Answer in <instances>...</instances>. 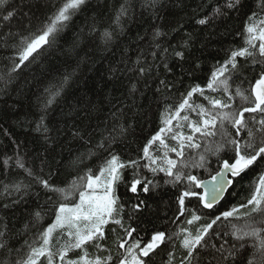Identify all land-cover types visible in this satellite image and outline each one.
<instances>
[{
	"label": "trees",
	"instance_id": "16d2710c",
	"mask_svg": "<svg viewBox=\"0 0 264 264\" xmlns=\"http://www.w3.org/2000/svg\"><path fill=\"white\" fill-rule=\"evenodd\" d=\"M69 2L7 0L0 6V243L5 245L0 248V264H24L31 248L43 246V232L55 223L59 204H77L88 177H98L113 155L126 165L119 169L113 193L120 208L113 219H121L123 227L110 220L104 226L105 238L95 242L99 248L84 245L88 259L111 256L109 264H119L126 255L119 243L127 238L124 229L131 227L136 232L129 245L133 240L148 241L156 231L166 233L152 264H188L183 238L236 208L233 217L213 226L210 239L206 237L208 246L198 250L192 264L254 260L264 231L261 237H237L253 227L264 229L250 217L248 204L264 176V164L231 176L226 197L212 209L203 208L194 197L186 198L180 216L177 196L189 182L186 177L174 182L163 171L152 172L143 149L192 87L204 88V96L193 94L189 101L193 106L210 108L205 97L227 101L228 95L232 111L251 106L264 63L238 57L237 70L221 77L228 78L227 93L206 85L231 52L249 47L247 29L264 19V0H240L235 7H229L234 0H85L78 9H69V19L57 24L49 44L21 63L26 42L42 34ZM9 12L13 15L5 20ZM201 19L208 22L198 23ZM105 32L110 38H105ZM253 44L256 47L250 50L258 51L260 41ZM237 88L250 97L248 102L236 95ZM180 115H187L189 121L201 119L198 111L188 108ZM253 117L259 114L245 113L247 121ZM177 123L183 125L179 131L191 134L188 122L182 120H173L174 131ZM229 131L236 135L234 129ZM171 135L164 133L166 142L177 146ZM237 138L243 141L246 133ZM196 140L201 147L185 150L189 166L182 170L203 181L220 170L224 159L231 161L234 152L231 146L218 155L205 151L220 141L219 136L208 138L211 145L199 134ZM149 153L163 156L159 141ZM199 154L206 157L204 167L191 166L199 161ZM168 155L179 160L175 153ZM130 161L136 162L135 167ZM134 178L141 180L135 193L130 187ZM42 180L59 191L45 188ZM145 186L148 192L142 190ZM137 204L139 209L134 207ZM192 214L201 219L188 224ZM67 244V240H54L53 264H61L59 251ZM83 254L72 249L65 263ZM38 264H48L47 257H40Z\"/></svg>",
	"mask_w": 264,
	"mask_h": 264
},
{
	"label": "snow or ice",
	"instance_id": "6c2138e0",
	"mask_svg": "<svg viewBox=\"0 0 264 264\" xmlns=\"http://www.w3.org/2000/svg\"><path fill=\"white\" fill-rule=\"evenodd\" d=\"M239 2L240 0H234L233 3L229 4V7H235ZM6 3L7 0H0V6ZM84 3L85 0H70L69 3H65L47 29L44 30L42 34L26 42L21 53V63L28 60L42 45L49 44L48 38L56 31L57 24L69 19V9L76 10ZM12 15L13 13L9 12L4 19L7 20ZM207 22L208 21L205 19L198 21L200 24H206ZM261 25H264V21H261ZM247 31L250 35L247 42L249 47H242L238 51L231 52L230 59L212 73L211 79L206 85L208 89L213 91L222 89L225 93L229 92L230 86L228 78L221 79V77H224L226 72L237 70L238 57H251L256 63H264V27H260L259 30H257V26L253 24L248 27ZM104 36L108 39L110 38V33L105 32ZM254 40L260 41L258 51L250 50V48L254 49L256 47L253 44ZM177 55L182 54L177 53ZM257 56L259 59H256ZM194 93H199L201 96H204V88L200 86L192 87L187 93V96L178 105L174 115H170L164 120L165 127L161 128L149 141L148 146L143 149L144 156L150 160L147 166L151 168L152 172L163 171L168 176L174 177V182H178L186 177L189 182V184L185 186V190L177 196L180 216L184 215L186 198L194 197L197 203L202 205L203 208L212 209L220 200L226 186L233 182L231 179H228V174L232 177H239L252 166L264 164V68L261 69L260 77L255 83L253 89L254 99L251 100V106L232 111V105L228 102L232 100L231 95H228L227 101L210 96L205 97L209 105H211L210 108L202 104L193 106L189 101ZM236 95L240 96L245 102H248L250 99V97L246 96L239 88L236 90ZM185 108L198 111V115L201 118L199 122L189 121L187 115L181 116L180 113ZM225 109L229 110L225 111ZM245 113H258L259 118L253 117L252 121H247L245 119ZM174 119L177 121H187V126L190 128L191 134L186 135L183 131H179L183 126L179 123L176 125L177 130L174 131L172 127ZM229 128L234 129L236 135H233V133L229 131ZM165 132L172 134L171 139L177 141V146H170L166 142L164 138ZM241 132H245L247 137L243 141L237 138ZM196 134L203 137L209 145L212 144V141H209L208 138L220 137V141L215 142L214 147H206L205 151H210L218 155L225 147L231 146L234 152L231 161L229 159H224L222 169L217 170L215 175H212L210 180L207 181L199 180L196 176L186 174L182 170L189 166L184 160L185 150L199 149L201 147V143L196 140ZM156 141H159V145L164 150L162 157H152L149 153L150 146ZM169 152L175 153L179 160L170 158L168 155ZM158 160L161 162L158 163ZM205 162V155L199 154V161L191 166H197L198 164L199 167H204ZM129 163L133 167L136 165L135 161H130ZM178 164L180 166H178ZM22 166L23 165H21V167ZM125 166V164L119 162V158L115 155L106 162V167L101 170V175L107 172L110 180L105 185L104 197H92L87 192L80 191V203L78 205L69 207L64 203L59 204L55 213V223L50 224L43 232V246L31 248V254L27 257L24 264H38V260L42 256L47 257L48 264H53L54 254L50 249V241L55 229L65 230L67 236L72 238V242L59 251L61 264H65V258L72 249H81L84 251V254L77 260L68 259L66 264H80L81 261H83V264H109L112 260L111 256H108L106 259H101L100 257L88 259V253L84 250V245L93 243L95 247L99 248L100 245L95 242L105 238L104 226L110 220L123 227L121 219H113L114 214L115 216L120 215V208L116 206L117 198L114 195L110 196L109 193L112 191V185L119 178L118 170ZM98 179L99 177L94 179L89 176L87 187L89 189L93 188ZM41 183L45 188H50L53 192L59 191L58 189L52 188L47 180H42ZM138 185H141V180L134 178L130 186L133 193L137 192ZM73 187L75 188L76 186L74 185ZM142 190L144 192L149 191L146 186L143 187ZM248 204L252 205L251 213H249L250 217L259 224L264 225V176L260 178L259 186L256 188L251 199H249ZM134 207L139 209L140 204ZM237 211L238 209L236 208H232L231 211H223L220 215L215 216L210 223L203 225L195 235L188 233L183 238L182 244L187 250L186 258L188 264H192V259L195 258L201 247L208 246L206 237L210 239L209 232L213 229V226L221 219L227 220L233 217ZM252 213H255V216H252ZM36 215L39 216V213ZM200 219L201 217L199 215L192 214L191 219L188 220L187 223L192 224L193 221H199ZM124 231L127 238L121 239L119 247L125 250L126 255H122L119 264H152V256L156 254L157 249H160L166 242V233L163 231H156L151 235L148 241L141 243L139 240H133L129 245L128 241L132 238V234L136 232V229L129 227L125 228ZM262 231H264V229L253 227L250 231L243 232L237 239H243L244 236L261 237ZM0 235H2V233H0ZM3 247H5V245L0 243V248ZM213 247H215V245H213ZM241 247L243 248L244 245L241 244ZM257 252L259 255L256 256L254 253V260H249L246 264H264V237L260 238ZM229 255L231 256L232 254L229 253ZM233 264H235V260ZM241 264H245V262L241 260Z\"/></svg>",
	"mask_w": 264,
	"mask_h": 264
},
{
	"label": "rangeland",
	"instance_id": "374dc122",
	"mask_svg": "<svg viewBox=\"0 0 264 264\" xmlns=\"http://www.w3.org/2000/svg\"><path fill=\"white\" fill-rule=\"evenodd\" d=\"M261 21H264V19L260 20L259 23L256 24L257 30H259V28H260ZM261 27H264V25H261ZM118 172H119V177H120V171L118 170ZM98 177H99V179L97 180L96 184H94L93 188L89 189L87 187L85 192H87L92 197H101L102 198V197L105 196V185L109 182L110 177L108 176L107 172H105L103 175H101V173H100V175ZM116 181H115V183H116ZM115 183L112 185V191L109 193L110 196H113ZM79 203H80V200H79V202L77 204L69 206V207H74V206L78 205ZM104 233H105V231H104ZM55 239L67 240L68 243L72 242V238L67 236V233H66L65 230L55 229L53 231V233H52V238H51V241H50V249L55 246L54 245V240ZM80 264H83V261L80 262Z\"/></svg>",
	"mask_w": 264,
	"mask_h": 264
},
{
	"label": "water",
	"instance_id": "95a60500",
	"mask_svg": "<svg viewBox=\"0 0 264 264\" xmlns=\"http://www.w3.org/2000/svg\"><path fill=\"white\" fill-rule=\"evenodd\" d=\"M220 169H222V166H221ZM228 179H231V175H230V174H228ZM207 180H210V179H207ZM207 180H203V181H207ZM231 180H232V179H231ZM231 186H232V183H231L230 185H227V186H226V189H225V191L222 193L220 200H219V201L213 206V208L216 207L218 204H220V203L224 200V198L226 197V195H227L229 189L231 188Z\"/></svg>",
	"mask_w": 264,
	"mask_h": 264
}]
</instances>
